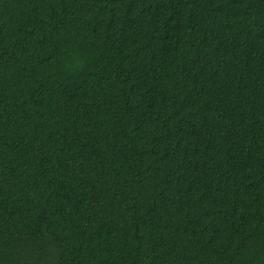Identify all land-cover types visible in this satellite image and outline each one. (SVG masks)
<instances>
[{
	"label": "trees",
	"instance_id": "1",
	"mask_svg": "<svg viewBox=\"0 0 264 264\" xmlns=\"http://www.w3.org/2000/svg\"><path fill=\"white\" fill-rule=\"evenodd\" d=\"M0 264H264V0H0Z\"/></svg>",
	"mask_w": 264,
	"mask_h": 264
}]
</instances>
